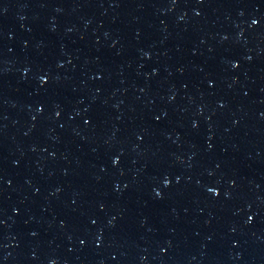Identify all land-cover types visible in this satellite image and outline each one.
<instances>
[{
    "label": "water",
    "instance_id": "1",
    "mask_svg": "<svg viewBox=\"0 0 264 264\" xmlns=\"http://www.w3.org/2000/svg\"><path fill=\"white\" fill-rule=\"evenodd\" d=\"M0 264H264V0H0Z\"/></svg>",
    "mask_w": 264,
    "mask_h": 264
}]
</instances>
